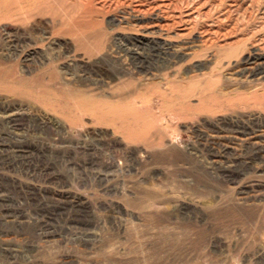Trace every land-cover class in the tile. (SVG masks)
Wrapping results in <instances>:
<instances>
[{
  "label": "rangeland",
  "instance_id": "obj_1",
  "mask_svg": "<svg viewBox=\"0 0 264 264\" xmlns=\"http://www.w3.org/2000/svg\"><path fill=\"white\" fill-rule=\"evenodd\" d=\"M97 1L0 23V264H264V93L219 104L233 64L205 82L204 47L170 65L158 51L174 32L138 44ZM200 4L264 47V0ZM173 73L203 80L172 90Z\"/></svg>",
  "mask_w": 264,
  "mask_h": 264
},
{
  "label": "bare ground",
  "instance_id": "obj_2",
  "mask_svg": "<svg viewBox=\"0 0 264 264\" xmlns=\"http://www.w3.org/2000/svg\"><path fill=\"white\" fill-rule=\"evenodd\" d=\"M27 1L28 0H23L20 2L18 0H0V23L11 22V21L19 22L20 20H21L20 23L21 22L26 23L27 21L26 17H29L32 14H34L36 10L38 11L42 10V8H44L46 5V0H43L39 3L33 1L27 3ZM99 1L102 2L100 5H102L103 7H105V5L107 7H111L114 4L118 9H120L121 14L119 16V22L121 24H126L129 30L135 32L133 34L135 35L138 34L137 39L134 40V42L138 44L142 45L145 42L153 41L154 37L151 39L152 35L158 34L163 37V36H170V32H174L175 38H180L181 41L180 42L170 41L168 38V40H165L164 45L160 47V51H158L163 61L166 63H170V65H172L174 62L178 64L181 62L183 63L189 61L191 58L203 57L202 53L201 54L198 53L200 52L198 50L204 47V49L202 50H204L205 54H207L205 56L206 57L205 62L197 67L209 70L207 71L209 77H207L208 75L206 74V72L204 74L203 73L201 74L203 75L204 78L203 77L202 78L205 79V82L207 80L210 81L215 77L217 78L219 77L220 79L221 74L223 73V71L220 73V69H223L225 67L229 68L233 64L234 68H236L237 73L234 71L235 73L233 74L227 73V75H224V82L221 81V83L223 82L221 89L223 96H225V99L223 101L218 102L219 104L229 107L236 105H247V103L249 104L251 103L250 100L253 99L254 96H258L264 93V47L249 43V41L252 38L251 35H253V34L250 35L249 33L250 32L249 30L251 29L248 30L247 29L248 27L246 28L247 25L241 30L236 28L234 25L235 17H233L234 18L233 20L230 14L229 15L226 14L227 16L222 14L224 16H220V17L217 16L215 17L216 18L215 19L214 18L215 14L210 13V11L209 12L202 11L201 6L203 5H201L200 3L203 2V0H195V1L162 0L161 2L158 3L156 0H123V2H121L120 0H99ZM95 2L98 1L87 0L86 5L88 6L91 4L96 5ZM19 4H28V7L24 5L22 8H18L17 6ZM219 5L220 3L218 4V6ZM242 6L243 5H241L240 7L239 5V8H242ZM219 9L217 10L218 12ZM246 9L248 10V8ZM18 11H20L21 14H25V15H21L25 17L18 16L19 15ZM243 12H241V14ZM253 12L251 13V16L252 14H254ZM184 14L186 16V20H184L183 18ZM246 16L243 15L242 18H245ZM199 19L202 21V23L204 22L206 23L210 21V19H212L213 23L217 26V30L212 31L211 29L204 27L205 23L203 25L202 24L198 25L199 23H197V21ZM247 20H249L248 17ZM245 23L243 24L245 25ZM249 27L251 26L249 25ZM257 33L255 34L257 35ZM260 35H263V32ZM18 42H20V39H18ZM240 44L244 46V51H247L248 55H245L242 58L241 62L235 61V63H233L232 61L233 53L227 52L228 48L226 49V47L227 45L230 47L233 46L236 47ZM186 71L188 73L195 72L194 69L192 68L187 69ZM201 75L199 74H192L187 76L183 75L181 80L175 77L176 75L173 73L171 74L170 77L173 79L167 81V83L172 90H174V87H179L184 85L189 86L190 89L192 88L193 83L197 86H199V84L202 83L203 79L199 77ZM202 89L206 90V87ZM237 89L238 91L243 90L245 92L247 90L248 94L246 93L247 95L242 97L239 95L240 92H238ZM236 97H240V98H236ZM261 132L262 131L253 130L252 128V131L250 130V132H244V134L245 135L250 134L251 137L249 138V140H251V143L254 146V150L255 151L261 150L262 152L263 147L261 143H259V138L260 136H262ZM255 156L256 155L249 156L248 159L253 160Z\"/></svg>",
  "mask_w": 264,
  "mask_h": 264
}]
</instances>
